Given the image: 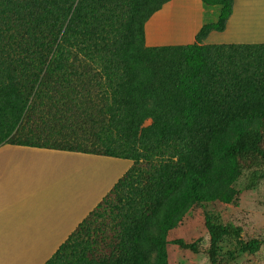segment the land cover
Segmentation results:
<instances>
[{"label":"trees","instance_id":"1","mask_svg":"<svg viewBox=\"0 0 264 264\" xmlns=\"http://www.w3.org/2000/svg\"><path fill=\"white\" fill-rule=\"evenodd\" d=\"M170 1L0 0V146L133 161L44 264H167L168 233L193 204L231 202L245 171L247 189L264 180V102L224 95L234 83L221 76L225 55L264 44L205 45L226 30L234 0H202L194 44L146 47V23ZM207 109L224 111L204 118ZM170 143L177 162L154 163ZM205 226L213 263L223 241L228 261L264 246L232 221L206 214Z\"/></svg>","mask_w":264,"mask_h":264},{"label":"crops","instance_id":"2","mask_svg":"<svg viewBox=\"0 0 264 264\" xmlns=\"http://www.w3.org/2000/svg\"><path fill=\"white\" fill-rule=\"evenodd\" d=\"M202 0H172L145 25L148 47L194 44ZM205 45L264 44V0H234L224 32ZM133 161L3 144L0 146V264H44L96 208Z\"/></svg>","mask_w":264,"mask_h":264},{"label":"rangeland","instance_id":"3","mask_svg":"<svg viewBox=\"0 0 264 264\" xmlns=\"http://www.w3.org/2000/svg\"><path fill=\"white\" fill-rule=\"evenodd\" d=\"M209 17L216 18V10H210ZM146 45V41H145ZM238 45V44H237ZM179 46V45H178ZM146 47H148L146 45ZM233 60L225 55L222 69V79L233 87L223 90L224 95L233 97L236 101L253 99L258 103L264 102V49L242 50L230 52ZM211 86L208 94H212ZM264 109V107L259 108ZM239 109H233L236 111ZM241 111L245 109L240 108ZM222 109H207L204 118L212 116L213 112L222 116ZM228 111V110H225ZM213 117V116H212ZM208 126L209 124H206ZM213 125V124H212ZM165 144L161 147V153L153 157L154 163H176L179 154L175 148ZM179 146V142H175ZM177 146V147H178ZM179 149V148H178ZM264 170V167H263ZM249 172L243 175L234 183L235 196L229 203L219 201L195 203L186 213L177 227L172 229L167 236L166 261L167 264H264V246L254 255L239 253L234 261H228L225 253L232 251L233 247L227 241L219 244V253L216 262L209 257L210 237L205 226V215L209 214L215 220L226 223L232 221L235 225L242 227L244 241L260 239L264 241V180L247 189ZM183 240L186 243H198L199 253L182 250L175 242ZM155 254H153L154 258Z\"/></svg>","mask_w":264,"mask_h":264}]
</instances>
